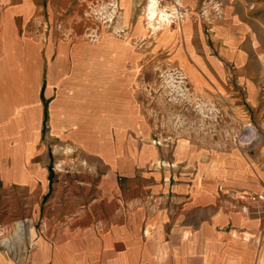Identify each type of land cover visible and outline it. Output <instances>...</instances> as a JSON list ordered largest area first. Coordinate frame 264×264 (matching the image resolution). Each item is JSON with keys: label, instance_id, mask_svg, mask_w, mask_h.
I'll use <instances>...</instances> for the list:
<instances>
[{"label": "crops", "instance_id": "crops-1", "mask_svg": "<svg viewBox=\"0 0 264 264\" xmlns=\"http://www.w3.org/2000/svg\"><path fill=\"white\" fill-rule=\"evenodd\" d=\"M42 4L0 0V188L37 189L51 208L33 213L42 225L31 249L0 264H264V147L251 137L254 157L235 150L199 167L181 143L188 166L137 167L121 62L105 81L103 55L60 38ZM207 12L264 127V38L254 31L264 32V0H212ZM114 85L116 102L105 103Z\"/></svg>", "mask_w": 264, "mask_h": 264}, {"label": "rangeland", "instance_id": "rangeland-1", "mask_svg": "<svg viewBox=\"0 0 264 264\" xmlns=\"http://www.w3.org/2000/svg\"><path fill=\"white\" fill-rule=\"evenodd\" d=\"M150 1L41 3L50 8L47 17L60 38L85 39L87 55H103L105 81L111 70L106 66L115 65L116 58L121 62L120 103L135 109L137 167L188 166L175 153L181 143L197 150L194 165L199 167L213 166L215 156L223 160L235 150L254 157L251 137L264 147V127L256 125L257 112L248 105L240 67L222 58V40L207 12L212 0L193 9L185 8L183 0H155L152 19ZM254 31L264 38L258 25ZM249 70L256 72L257 64H249ZM119 87L107 88L105 103L113 104ZM148 148L155 153L144 151ZM48 198L37 189L0 188V258L15 260L20 251L31 249V231L42 225L33 213L51 210L44 205ZM26 218L32 223L21 226Z\"/></svg>", "mask_w": 264, "mask_h": 264}, {"label": "bare ground", "instance_id": "bare-ground-1", "mask_svg": "<svg viewBox=\"0 0 264 264\" xmlns=\"http://www.w3.org/2000/svg\"><path fill=\"white\" fill-rule=\"evenodd\" d=\"M149 13H148V18H150V19H152V18H154V15H155V0H151L150 1V5H149ZM170 15V14H169ZM165 19H169V18H167V16H165L164 17ZM172 18V17H171Z\"/></svg>", "mask_w": 264, "mask_h": 264}, {"label": "built area", "instance_id": "built-area-1", "mask_svg": "<svg viewBox=\"0 0 264 264\" xmlns=\"http://www.w3.org/2000/svg\"><path fill=\"white\" fill-rule=\"evenodd\" d=\"M30 223H32L31 219L26 218L23 221H21V226H24L25 224H30Z\"/></svg>", "mask_w": 264, "mask_h": 264}]
</instances>
